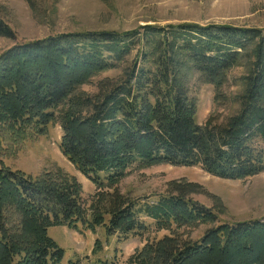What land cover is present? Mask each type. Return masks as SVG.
<instances>
[{
    "label": "trees",
    "instance_id": "1",
    "mask_svg": "<svg viewBox=\"0 0 264 264\" xmlns=\"http://www.w3.org/2000/svg\"><path fill=\"white\" fill-rule=\"evenodd\" d=\"M167 27L168 34L145 24L141 33H69L7 48L0 54V151L58 121L62 153L98 188L112 186L134 162L199 164L230 179L264 171V151L256 145H264V30L216 23ZM0 34L13 35L1 19ZM140 42L139 63L119 81L102 82L94 94L80 90ZM244 57L252 66L241 77L239 108L223 122L210 115L198 123L182 69L196 71L223 101L230 98L221 89L228 69ZM78 193L74 182L50 173L33 177L0 159V264H61L63 248L48 235L56 225L91 230L107 214L109 231L146 228L117 189L99 191L88 206ZM146 210L169 232L146 240L127 264H264V220L219 223L199 239L182 241L180 228L214 223L217 215L183 194L162 195Z\"/></svg>",
    "mask_w": 264,
    "mask_h": 264
},
{
    "label": "rangeland",
    "instance_id": "2",
    "mask_svg": "<svg viewBox=\"0 0 264 264\" xmlns=\"http://www.w3.org/2000/svg\"><path fill=\"white\" fill-rule=\"evenodd\" d=\"M0 19L13 33L0 34L1 54L14 44L69 33L131 30L141 33L145 24L163 28V34L170 31L167 25L180 23H216L264 30V0H0ZM141 46L142 42L138 43L119 65L93 76L80 90L94 94L102 82L119 81L129 67L139 63L136 55ZM251 66L252 60L244 57L228 69L226 84L221 89L230 98L223 101L215 100L214 86L204 82L196 71L182 69L184 84L196 101L198 123H204L210 115L223 122L236 112L240 104L236 96L245 89L241 77L251 73ZM61 133L60 123L50 121L39 136L1 150L0 159L12 170L33 177L50 173L57 181L78 184L79 199L85 206L94 201L99 191L112 193L117 189L126 204L132 201L136 217L146 226L127 234L109 231L110 216L104 214L103 221L91 230L65 225L49 227V237L63 248L61 264H127L146 240H157L169 232L146 212V206L162 195H186L217 215L214 223L180 228L182 241L199 239L206 229L219 223L264 220V171L230 179L210 174L199 164L134 162L112 186L98 188L62 153ZM256 145L264 151V145L260 142ZM105 205L108 207L106 202ZM19 225L25 229V225Z\"/></svg>",
    "mask_w": 264,
    "mask_h": 264
}]
</instances>
